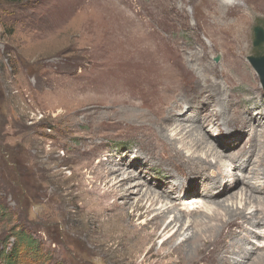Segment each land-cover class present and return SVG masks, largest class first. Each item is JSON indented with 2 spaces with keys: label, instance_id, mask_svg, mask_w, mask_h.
I'll list each match as a JSON object with an SVG mask.
<instances>
[{
  "label": "rangeland",
  "instance_id": "374dc122",
  "mask_svg": "<svg viewBox=\"0 0 264 264\" xmlns=\"http://www.w3.org/2000/svg\"><path fill=\"white\" fill-rule=\"evenodd\" d=\"M257 18H264V0H0V264H8L12 250L18 257L12 264H221L163 257L156 253L161 237L141 248L132 245L125 222L104 221L95 166L100 160L122 167V154H132L129 166L142 172L131 181L142 178L163 198L180 197L178 209L187 197L210 193V186L197 179L186 194L170 190L174 178L184 184L198 172L174 166L164 153L160 159L166 166L149 156L142 166L132 162L134 155L143 160L144 154L129 117L140 112L158 131L163 110L174 100L190 113L183 100L209 94L201 89V68L213 64L216 74L210 71L207 77L233 101L225 121L205 120L219 109L215 101L196 102L195 124L224 153L248 150L255 120L246 110L254 111L255 119L256 112L264 113V89L247 60ZM235 19L242 24L234 33L238 40L224 32L235 31L228 26ZM232 64H238L243 80L230 70L226 74ZM122 97L128 102L112 117L109 105L99 107L96 116L104 117L107 128L92 139V101ZM230 107L240 111L238 118H230ZM255 156L256 150L249 165ZM247 167L234 187L229 168L217 177L221 189L230 187L225 196L241 189ZM95 184L99 189L93 193ZM243 225L237 236L255 245L245 230L249 225ZM22 237L30 246L20 245Z\"/></svg>",
  "mask_w": 264,
  "mask_h": 264
},
{
  "label": "bare ground",
  "instance_id": "6f19581e",
  "mask_svg": "<svg viewBox=\"0 0 264 264\" xmlns=\"http://www.w3.org/2000/svg\"><path fill=\"white\" fill-rule=\"evenodd\" d=\"M219 1L223 4L228 3V0ZM237 22L238 19L237 21L235 19L233 24L228 25L229 28L230 26L234 27L235 31L230 32V30L224 29L226 38L238 40L237 36L239 35L236 36L234 33H240L242 24L240 22L238 26ZM250 54L251 52H249ZM215 68L213 64L204 65L201 68V74H203L201 79L203 87L201 89L210 92L215 90L218 94L213 96V93L209 92L201 98L199 92L195 95L198 98L186 96L183 102L186 103L187 110H191L190 113L185 114L182 104L174 100L170 106L163 110L165 115L158 122V131L147 125V121L142 119L144 115L140 112L129 117L131 119L129 120V127L136 136L134 138L137 147L142 151L141 154H144L143 160L137 159V156L140 157L139 154L134 155L135 160L132 162L142 166L144 162L148 163L147 157L149 156L166 166L167 161L164 160V163L160 159V157H164L161 153H164L174 166L178 168L189 166L198 172L195 173V179L191 178L184 184L178 177L172 178L170 190H183L186 194V187L194 185V181L197 179L202 180V184L206 183L210 186V193H203L204 198H200L199 195L187 197L183 209H178L175 202L180 197L172 200L170 198L173 194L170 193L169 198H165L166 196L163 198L158 190L148 188L144 178V180L138 178L139 180L131 181L135 177H141L140 172H142L140 168L136 173L129 166L132 154H122L124 159L120 161H125V165L122 167L110 166L106 162L97 160L95 166L98 173L97 178L102 182L103 188L100 198L104 201L102 203L103 209L107 211L104 221L125 222L130 235V243L137 248L143 247L153 237H161V246L156 253L163 254V257L168 254H177L182 260L190 262L210 259L211 261L218 260L221 264H243L245 260L253 256L248 264H264V113L256 112L258 116L255 119V112L246 110L247 113L253 114L251 116L255 120V127L251 129L249 134V139L252 142L249 143L248 150L244 152V147L240 148L237 153H224L218 150L217 144H213L199 131L201 127L195 124L198 118L194 113L196 102L202 101V99L208 102L215 101L219 109L210 111L204 116L205 120H213L214 118L222 121L227 120L224 111H228L233 99L224 96V93L221 94L223 86L221 87L217 80H211L207 77L210 71L216 74ZM229 70L232 75L242 76L239 77L241 80L245 78V75L240 72L238 64H232L226 70V74L229 73ZM120 98L110 99L109 103L101 100L92 101V139L99 137L98 131L107 128V125L103 124L106 122L102 119L104 117L96 116L100 112L101 108L99 107L102 104L109 105L112 111L107 116L112 117L116 114L115 108L118 105H124L128 102L126 97ZM78 102L79 100H77L79 105ZM129 104H131L130 101ZM84 106L86 107V105ZM239 115L240 111L233 109L230 118L233 120ZM185 120L190 124L185 123ZM155 124L157 125V123ZM171 125L172 128L169 129L168 126ZM192 125L197 126L196 130H193ZM185 138H188V141H185ZM255 150L256 158L249 165ZM223 164L225 166H222ZM246 167L248 174L242 179L241 189L225 196L224 193L230 187L221 189L222 183L217 181L219 179L217 177L223 176L225 168H229L235 183L231 186L234 187L242 178L240 171ZM146 171H149L148 167L144 169V172ZM98 189L99 184L92 185L93 193ZM111 198L113 200L108 201ZM116 198H120V201H117ZM93 202L95 203V201ZM259 211L261 212L258 213ZM243 222L249 225L245 230L249 231V239L252 238L255 245L247 246L249 244L246 240L244 241L242 237L239 238L240 235L237 236L241 232L240 230L245 228ZM226 238H229L230 242H226ZM233 242H236L237 246H234Z\"/></svg>",
  "mask_w": 264,
  "mask_h": 264
},
{
  "label": "water",
  "instance_id": "95a60500",
  "mask_svg": "<svg viewBox=\"0 0 264 264\" xmlns=\"http://www.w3.org/2000/svg\"><path fill=\"white\" fill-rule=\"evenodd\" d=\"M252 53L247 60L258 74L259 81L264 89V18H257L252 27Z\"/></svg>",
  "mask_w": 264,
  "mask_h": 264
},
{
  "label": "trees",
  "instance_id": "16d2710c",
  "mask_svg": "<svg viewBox=\"0 0 264 264\" xmlns=\"http://www.w3.org/2000/svg\"><path fill=\"white\" fill-rule=\"evenodd\" d=\"M7 2H17L19 0H5ZM20 245H23V246H30V243L26 240L25 237H22L21 239V242H20ZM12 252H14V254H12L13 257H11V252L9 253V257L5 258V262L8 263V264H12V263H15L16 260H18V257L16 256L17 254V251L15 250H12ZM15 255V256H14Z\"/></svg>",
  "mask_w": 264,
  "mask_h": 264
}]
</instances>
